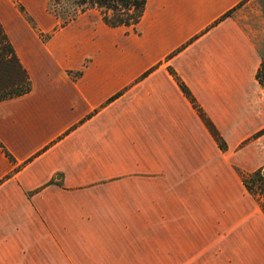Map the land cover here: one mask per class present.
I'll return each instance as SVG.
<instances>
[{
    "label": "crops",
    "instance_id": "crops-1",
    "mask_svg": "<svg viewBox=\"0 0 264 264\" xmlns=\"http://www.w3.org/2000/svg\"><path fill=\"white\" fill-rule=\"evenodd\" d=\"M244 1L147 0L112 29L0 0L30 83L0 102V264H264L241 177L264 169L263 31Z\"/></svg>",
    "mask_w": 264,
    "mask_h": 264
},
{
    "label": "trees",
    "instance_id": "trees-1",
    "mask_svg": "<svg viewBox=\"0 0 264 264\" xmlns=\"http://www.w3.org/2000/svg\"><path fill=\"white\" fill-rule=\"evenodd\" d=\"M146 2L147 0H54L52 14L58 20L59 27L68 25L84 13L94 11L109 28L135 29L143 17ZM229 13L224 17H227ZM256 78L259 84L264 86V80L260 78L259 72ZM177 83L182 93L195 106L186 87L179 80ZM29 91L30 83L27 75L0 27V102L23 96ZM117 97V95L114 96L110 101ZM206 125L219 149L224 151L226 149L224 142L210 124L206 122ZM263 133L264 130L257 133L256 136ZM3 152L11 161V157L4 150ZM242 182L249 193L258 191L256 193L264 195V174L262 175L260 171L252 173L248 178L243 177ZM261 209L264 211L263 206Z\"/></svg>",
    "mask_w": 264,
    "mask_h": 264
},
{
    "label": "rangeland",
    "instance_id": "rangeland-1",
    "mask_svg": "<svg viewBox=\"0 0 264 264\" xmlns=\"http://www.w3.org/2000/svg\"><path fill=\"white\" fill-rule=\"evenodd\" d=\"M53 1L54 0H12L13 3H15L17 6L20 7V11L22 12H23L22 6L24 5L28 9L30 8L31 10H33L34 11L33 15L35 16V18L37 19V21L39 22L41 26H45V25L49 26L51 22H53V19L51 18L52 10L54 8ZM237 10L241 11V14L243 15L244 19L247 20L250 26H253L254 29L255 30L257 29L259 32L263 31V39L261 37V33H259L258 37H259V42L263 40V43H260L259 47H260V52L262 56H264V0H245L240 6H238ZM25 15L29 22L32 23L34 21L33 18L31 17L29 18L27 16V13H25ZM77 26L85 27V28L86 27H93V28L97 27V25L94 22L86 18L81 19L77 23ZM258 72L260 74V78L264 80V61L262 62V65L260 66V69L258 70ZM256 137L258 136L255 135L253 138H256ZM257 171H260L262 175L264 174V169H260ZM251 174L252 173H246V174L243 173L241 174V177L248 178ZM256 192L251 193V194L258 201L259 206L264 207V195L262 196Z\"/></svg>",
    "mask_w": 264,
    "mask_h": 264
}]
</instances>
